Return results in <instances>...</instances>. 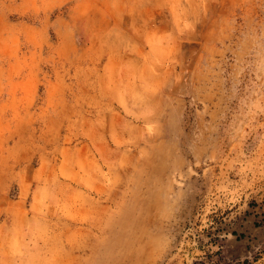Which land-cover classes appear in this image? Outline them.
<instances>
[{"label": "rangeland", "instance_id": "1", "mask_svg": "<svg viewBox=\"0 0 264 264\" xmlns=\"http://www.w3.org/2000/svg\"><path fill=\"white\" fill-rule=\"evenodd\" d=\"M0 264H264V0H0Z\"/></svg>", "mask_w": 264, "mask_h": 264}]
</instances>
